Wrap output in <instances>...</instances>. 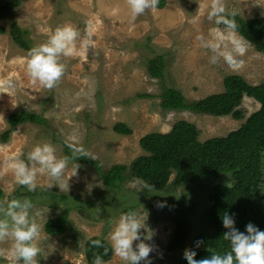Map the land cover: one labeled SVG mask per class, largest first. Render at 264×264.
Segmentation results:
<instances>
[{"label":"rangeland","instance_id":"1","mask_svg":"<svg viewBox=\"0 0 264 264\" xmlns=\"http://www.w3.org/2000/svg\"><path fill=\"white\" fill-rule=\"evenodd\" d=\"M212 3L165 0L164 8L147 9L133 18L128 0H21L11 16L0 19V27L5 30L0 35V208L13 199L31 200L30 215L42 226L37 264H88L86 241L99 238L111 247L109 235L120 216L129 211H135L141 222L145 220L152 233L151 240L146 241L154 249L150 253L152 264H181L194 238L209 231V196L214 186H234L229 175L212 182L190 181L177 186L172 174L164 190L149 193L140 191V181L132 178L129 170L117 188L110 189L89 164L70 161L64 177L68 178V189L55 186L57 182L47 174H38V190L28 192L16 184L5 162L16 156L26 160L33 147L43 143H51L62 158L64 144L71 143L93 155L95 160L87 159L98 163L105 174L116 165L128 168L144 155L138 144L142 137L167 134L177 122L194 125L200 143L239 129L259 109L257 102L245 96L237 108L244 116L239 121L160 109L165 88L179 91L187 102H198L222 93L223 80L228 76H239L251 86L264 84V53L249 43L245 56L238 58L243 61L239 68H230L222 60L209 62L212 53L200 47L197 36L211 39L210 30H224L223 25L207 19ZM223 3L242 19L264 25V0ZM12 22L26 31L28 50L11 39L8 31ZM66 25L79 32L77 54L61 57L66 71L54 88L47 89L27 74L28 53ZM85 41H89L86 48L82 47ZM155 59L161 61L163 70L159 78L148 72V63ZM22 111L42 117L46 126L26 123L10 127L8 117ZM118 123L131 134H116L113 126ZM260 169V196L264 197V154ZM50 184L53 186L48 188ZM17 192L22 196L16 197ZM27 193L34 195L26 197ZM179 208L188 210L184 218L190 235L185 245L169 252L166 248ZM262 210L264 213V202ZM61 215L67 219L65 233L47 235L44 224ZM11 248V240H0V264H11ZM104 264L122 262L112 253L111 260Z\"/></svg>","mask_w":264,"mask_h":264},{"label":"trees","instance_id":"2","mask_svg":"<svg viewBox=\"0 0 264 264\" xmlns=\"http://www.w3.org/2000/svg\"><path fill=\"white\" fill-rule=\"evenodd\" d=\"M21 5V0H0V19L11 16ZM165 6V0H159L157 9ZM239 36H243L247 43L257 52L264 53V25L258 21L244 20L235 14ZM9 28V35L13 42L21 49L28 50L25 40L26 31L20 29L15 22ZM5 30L0 27V35ZM159 59L148 63V72L153 78H159L162 73ZM253 99L259 104V109L245 119L244 124L236 131L230 132L221 138L209 139L203 143L198 141V131L194 125L187 122H177L167 134H149L142 137L138 144L144 155L135 159L127 168L124 165L113 166L105 174L101 172L100 165L87 158L77 161L71 159V152L64 144L65 157L70 161L89 164L93 170L100 174L102 182L110 189L117 188L123 181L124 173L129 170L130 176L139 181L153 185L154 190L162 191L166 188L168 180L174 174V185L186 182L205 181L212 182L222 175H229L234 186H214L210 194L211 205L207 209L206 223L208 232L198 234L191 242L189 250L197 252L196 259L209 257L212 253L223 254L230 250L223 234L227 231L223 227L222 217L225 213L233 216L235 227L245 231V226L252 223L264 231V213L262 210L264 197L260 196V182L262 171L260 169L262 154H264V84L251 86L239 76H228L223 80V92L213 94L198 102H187L184 96L173 88H165L161 94L160 109L163 112H191L217 118L231 117L243 120V114L237 110L243 97ZM10 127L32 123L46 126L42 117L22 111L8 117ZM113 131L118 135L131 134L123 124H115ZM5 134V140H7ZM56 142V141H54ZM34 194L27 193L26 197ZM16 197L22 194L16 193ZM50 198L56 197L52 194ZM25 197V196H24ZM187 209L179 208L175 218V227L167 251H177L189 239L190 230L187 218ZM66 215L48 220L44 232L49 236H60L66 231ZM92 240H101L102 247L91 245ZM204 243L195 248V241ZM108 249L107 255L104 249ZM84 253L88 264H93L96 255H100L107 263L111 260L112 251L108 243L99 238H91L84 245ZM69 264V263H65ZM181 264H185V260Z\"/></svg>","mask_w":264,"mask_h":264},{"label":"clouds","instance_id":"3","mask_svg":"<svg viewBox=\"0 0 264 264\" xmlns=\"http://www.w3.org/2000/svg\"><path fill=\"white\" fill-rule=\"evenodd\" d=\"M158 4L159 0H128L133 18L143 14L147 9H155ZM234 16V12L226 9L223 0H213L207 19L215 25H223L224 30H210L211 39L204 35L197 36L200 47L212 53L209 58L211 64H217L222 60L226 66L235 69L243 63L238 58L245 56L247 41L238 35L239 29ZM78 36L79 32L72 26H62L57 28L45 43L31 48L26 65L31 80L44 88H54L66 71V65L61 62V57L77 54ZM88 43L89 41L83 42L82 47L86 48ZM8 86L11 87V83ZM66 146L71 150L72 160L77 161L80 158L95 160V157L83 147H76L71 143ZM69 163V157L57 156L56 149L51 143H43L34 146L27 154L26 160L20 156L12 157L6 160L5 166L14 173L17 185L25 187L28 192H36L39 187L38 174H47L51 180L57 182L55 186L68 189V178L64 180V177ZM77 167L78 165L76 169ZM76 169L73 175L76 174ZM139 183L140 191L147 190L150 193L154 189L153 185L147 182ZM52 186L50 184L48 188ZM32 207L29 199H13L6 207L0 208V240L12 241L11 264H37L35 258L41 253L39 240L42 226L30 215ZM144 221H140L135 211H129L120 216L118 224L111 231L109 235L111 251L119 257L122 264H152L150 253L154 249L146 242L151 240L152 233ZM222 224L227 229L223 239L228 242L230 250L223 254L212 253L209 257L199 260L195 258L197 252L189 250L184 256L185 264H264V231L248 223L245 231L241 232L234 226L233 216L227 213L222 217ZM203 243L202 240L195 241V248H199ZM91 245L96 248L103 246L101 240H92ZM107 253L108 249L105 248L104 254ZM93 264H104V261L100 255H96Z\"/></svg>","mask_w":264,"mask_h":264}]
</instances>
